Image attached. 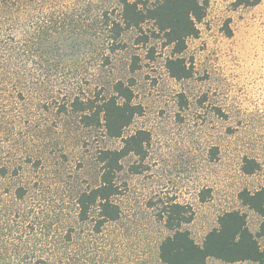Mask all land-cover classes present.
Masks as SVG:
<instances>
[{"label": "rangeland", "instance_id": "374dc122", "mask_svg": "<svg viewBox=\"0 0 264 264\" xmlns=\"http://www.w3.org/2000/svg\"><path fill=\"white\" fill-rule=\"evenodd\" d=\"M235 2L209 0L181 55L192 75L177 79L166 67L171 48L152 23L143 34L107 25L120 19V0H34L29 36L45 51L38 61L66 77L53 81L104 95L119 80L131 84L141 113L123 136L145 130L149 139L144 154L122 160L119 219L97 229L98 210L80 220L77 198L100 183V151L124 139L61 112L48 77L28 83L24 96L16 87L26 84L0 78V264H163V211L172 201L193 213L184 227L200 244L230 210L246 213L258 232L261 217L239 193L264 187V0ZM247 160L257 163L252 173Z\"/></svg>", "mask_w": 264, "mask_h": 264}, {"label": "trees", "instance_id": "16d2710c", "mask_svg": "<svg viewBox=\"0 0 264 264\" xmlns=\"http://www.w3.org/2000/svg\"><path fill=\"white\" fill-rule=\"evenodd\" d=\"M260 1L236 0L235 5L254 6ZM120 2V19L107 22V25L119 29L118 34L122 29H137L143 34L144 25L152 23L151 33L171 48L166 62L171 76L177 79L190 77L192 69L181 55L187 48L188 38L198 35V23L206 16L209 0ZM33 4L34 0H0V78L5 83L26 84V88L16 87V92L24 96L30 91L28 83L43 82L48 77L47 80L52 81L50 96L61 112L78 113L85 125L103 127L110 137L124 139L121 148L100 151V183L82 191L77 198L79 219H89L91 212L97 209L96 227L100 229L106 222L118 220L121 214L117 177L123 168V158L130 153L144 154L149 139L147 131L136 130L126 138L123 136L124 130L141 113V107L133 102L131 84L121 80L113 85V93L109 95L101 92L84 94L79 82L63 89L58 86L59 77H65L62 68H46L52 64L41 61L45 56L44 48L35 45L29 36ZM17 29L22 31L21 36L15 34ZM142 41L147 43L149 40L146 36ZM55 77L58 79L53 81ZM61 96L65 97L64 104L58 102ZM256 167L255 161L247 160L245 171L252 173ZM239 198L261 217L258 232L255 234L249 227L246 213L230 210L218 217V225L206 234L202 244L184 227L193 219L188 207L175 201L165 204L163 218L170 234L160 244L159 257L163 264H207L210 258L227 263L251 261L264 264V245L260 242V238H264V187L255 191L243 190Z\"/></svg>", "mask_w": 264, "mask_h": 264}]
</instances>
